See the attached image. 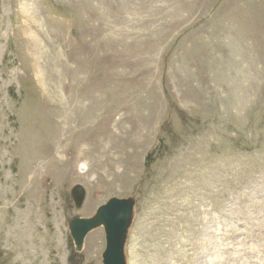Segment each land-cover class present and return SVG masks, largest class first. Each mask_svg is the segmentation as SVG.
Here are the masks:
<instances>
[{"label": "rangeland", "instance_id": "374dc122", "mask_svg": "<svg viewBox=\"0 0 264 264\" xmlns=\"http://www.w3.org/2000/svg\"><path fill=\"white\" fill-rule=\"evenodd\" d=\"M111 197L127 264H264V0H0V264H101Z\"/></svg>", "mask_w": 264, "mask_h": 264}, {"label": "water", "instance_id": "95a60500", "mask_svg": "<svg viewBox=\"0 0 264 264\" xmlns=\"http://www.w3.org/2000/svg\"><path fill=\"white\" fill-rule=\"evenodd\" d=\"M151 155L146 157L149 162ZM71 198L76 209H80L85 190L76 185L71 189ZM134 199L112 197L97 208L90 218L75 216L68 219L69 234L74 244V250L80 252L85 236L92 230L102 228L105 235V249L101 255L102 264H127L125 244L133 219Z\"/></svg>", "mask_w": 264, "mask_h": 264}, {"label": "bare ground", "instance_id": "6f19581e", "mask_svg": "<svg viewBox=\"0 0 264 264\" xmlns=\"http://www.w3.org/2000/svg\"><path fill=\"white\" fill-rule=\"evenodd\" d=\"M31 149V148H30ZM113 163H114V161H113Z\"/></svg>", "mask_w": 264, "mask_h": 264}]
</instances>
